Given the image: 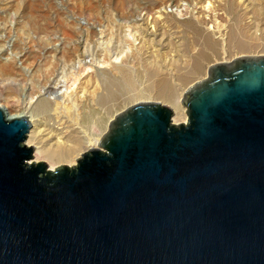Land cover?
<instances>
[{
	"label": "water",
	"instance_id": "95a60500",
	"mask_svg": "<svg viewBox=\"0 0 264 264\" xmlns=\"http://www.w3.org/2000/svg\"><path fill=\"white\" fill-rule=\"evenodd\" d=\"M114 116L73 166L0 107V264H264V56Z\"/></svg>",
	"mask_w": 264,
	"mask_h": 264
},
{
	"label": "rangeland",
	"instance_id": "374dc122",
	"mask_svg": "<svg viewBox=\"0 0 264 264\" xmlns=\"http://www.w3.org/2000/svg\"><path fill=\"white\" fill-rule=\"evenodd\" d=\"M207 1L213 7L201 15L192 9L195 0H0V107L10 117L25 116L38 121L42 117L36 109L38 103L54 97V91L78 62L92 64L88 74L98 79V93L104 94V78L115 70L92 61L103 56L106 42L119 54L127 51L128 45L133 46V52H127L129 57L127 63L123 62V70L133 78L134 88L143 94L137 100L120 101L106 119L111 121L134 104L153 102L173 111L174 124L184 123L187 116L180 104L182 95L207 78L209 66L241 57L264 56V0ZM178 7L181 14L176 12ZM158 12L164 14L163 18L157 19L154 29H150L151 18L155 19ZM142 20H148L147 25H139ZM128 33L137 35L138 40L128 39ZM139 38L144 40L141 47ZM115 62V66L119 62V67L120 61ZM194 62H198L200 74H190ZM4 70L9 74L3 75ZM185 76L187 81L177 83L178 77ZM162 77L174 89L175 105L155 97L156 90H148ZM130 93L119 90L117 94L126 99ZM28 98H32L31 110L24 108ZM98 108L102 113L103 108ZM108 123L93 134H100L101 138ZM47 125L54 132L58 128L52 121ZM28 135L24 145L34 146L36 162L42 161L50 169L76 164L75 160L49 162L36 153V142L29 141Z\"/></svg>",
	"mask_w": 264,
	"mask_h": 264
},
{
	"label": "bare ground",
	"instance_id": "6f19581e",
	"mask_svg": "<svg viewBox=\"0 0 264 264\" xmlns=\"http://www.w3.org/2000/svg\"><path fill=\"white\" fill-rule=\"evenodd\" d=\"M212 7L213 6L207 0H195L194 7L192 9L196 11L195 13L204 15L206 14L205 12L208 13L211 11ZM183 11L186 14L188 9L185 8ZM162 12L164 13V11ZM176 12L181 14L182 9L178 7L176 8ZM163 15L160 13L155 19L151 18L153 20L151 24L153 25H151L150 29L152 26L154 29L156 20H161ZM147 21L148 20L144 22H138V24L147 25ZM149 24L150 23H148V25ZM130 37L132 39L134 38V41L138 40V37L135 34L128 33L127 38L129 39ZM143 42L144 40L142 41V38H139L138 44H140V47L142 46ZM109 45L110 43H104L103 50L105 53L98 61L91 60L92 62L100 64L101 66L110 65V67L115 70L113 75H109L104 78V94L98 93L101 87L98 79L95 78V76L92 78V75L88 74V71L93 67L92 64L78 62L73 71L70 73L68 72L69 74H67L63 81H61L62 86H59L56 91H54L52 94L54 97L51 100L48 99L46 101H40L36 106L38 114L42 117L37 119L38 121L29 120L32 129L30 132H28L29 135H27L29 137V141L36 142V153L49 162L58 164L72 162L73 160H76L78 155H80V151L86 152L91 148H96L97 143L100 140V134L98 136L94 135L93 133L98 130H102L107 125L110 120H107L106 117L111 115L112 112L119 107L121 103L120 101H128L132 99L137 100L142 97L143 94L134 88L133 78L127 76L126 72L123 70V62L127 63V59L129 57L127 52L130 51L133 46L131 45L130 47L128 45L127 51L125 49V52L123 51L119 54L111 50ZM132 52L133 50H131V53ZM115 61H120L121 66H117L119 64L118 62L116 67L114 65L116 64ZM3 72L4 75L7 73V70H4ZM199 72L200 69L198 62H194L193 68L190 70V74L194 75L198 74ZM188 79V76L182 78L178 77L176 81L177 83L182 84ZM149 89H153L154 91L156 90L154 94L155 97L166 99L169 103L175 105V92L172 86L167 82L166 77L159 78L156 83L148 88V90ZM119 90L122 92H131L132 94L130 93L126 99H121V97H119L117 94ZM28 99L29 100L25 103V109H29L32 105V98ZM98 107L103 108L102 113L98 110ZM49 121H52L57 125L58 128L55 132L54 130H51L52 127L50 129L47 127V122ZM175 121L176 119L173 120V122ZM185 122L186 121H184V123ZM33 162H36L34 160V156Z\"/></svg>",
	"mask_w": 264,
	"mask_h": 264
}]
</instances>
